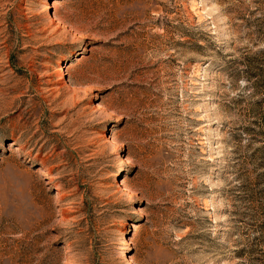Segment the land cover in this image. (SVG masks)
<instances>
[{
  "label": "rangeland",
  "instance_id": "rangeland-1",
  "mask_svg": "<svg viewBox=\"0 0 264 264\" xmlns=\"http://www.w3.org/2000/svg\"><path fill=\"white\" fill-rule=\"evenodd\" d=\"M59 1L0 0V264H264V0Z\"/></svg>",
  "mask_w": 264,
  "mask_h": 264
},
{
  "label": "bare ground",
  "instance_id": "bare-ground-1",
  "mask_svg": "<svg viewBox=\"0 0 264 264\" xmlns=\"http://www.w3.org/2000/svg\"><path fill=\"white\" fill-rule=\"evenodd\" d=\"M59 3H60L59 0H53L52 4L47 5L46 8H49V6L50 7H56V6H58ZM64 76H65V74L63 72H61V78L64 77ZM40 172L43 173L42 171H40ZM128 244H130V242H127V245Z\"/></svg>",
  "mask_w": 264,
  "mask_h": 264
}]
</instances>
